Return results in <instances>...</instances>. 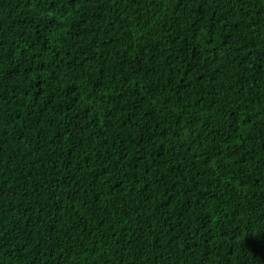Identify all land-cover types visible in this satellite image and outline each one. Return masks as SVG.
Masks as SVG:
<instances>
[{"label":"trees","instance_id":"1","mask_svg":"<svg viewBox=\"0 0 264 264\" xmlns=\"http://www.w3.org/2000/svg\"><path fill=\"white\" fill-rule=\"evenodd\" d=\"M0 264H264V0H0Z\"/></svg>","mask_w":264,"mask_h":264}]
</instances>
